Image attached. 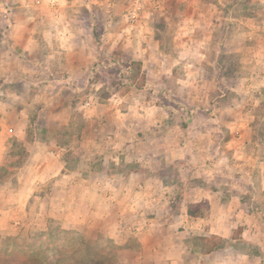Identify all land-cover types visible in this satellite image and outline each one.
<instances>
[{
  "label": "rangeland",
  "instance_id": "1",
  "mask_svg": "<svg viewBox=\"0 0 264 264\" xmlns=\"http://www.w3.org/2000/svg\"><path fill=\"white\" fill-rule=\"evenodd\" d=\"M36 1L11 0L9 4L11 17L30 18L18 24L19 30L36 38L24 37L19 41L17 48L24 51L16 50L13 56L8 54L10 60L5 66L9 72L0 79V264H23L27 257H48L53 250L66 251L70 262L90 257L95 261L93 264L112 260L119 264H155L149 263L150 257L139 262L119 260L118 251L122 247L115 244L109 232L100 229L111 225L113 219L107 215L98 218L104 204L100 195L108 186L103 182H80V179L88 176L87 172L99 178L103 175L102 179L106 180L128 171H144L140 164L150 156L148 142L152 140L146 138L150 131L143 117V107L149 102L179 106L183 112H179L175 121L187 127L189 115L188 120L195 126L192 133L189 130L191 137L187 143L210 149L218 142L216 148L223 152L224 159V153L229 151L224 147L230 137L227 126L240 128L247 140V171L254 179L259 177L264 168V24L258 14H263L264 0H61L53 6ZM134 10L137 19L131 23L129 19ZM87 15L93 21L91 26L84 21ZM36 16L39 23L31 20ZM109 19L113 22L111 25L106 23ZM54 21L58 29L52 27ZM78 29L93 34L91 55H74L70 67L58 48V41L50 40L48 35ZM184 29V32L190 31L184 33L189 40L182 41ZM109 32L116 33L120 41V50L113 54L107 53L109 46L102 40L103 34ZM127 37L129 41H125ZM160 50L165 53L162 60ZM179 51L183 52V59L177 60ZM202 53L204 56L199 55ZM150 59L171 68L168 79H164L161 69H154L155 63ZM132 62H139L140 66L133 63L129 70L127 67ZM185 62L193 64L190 71H184ZM13 71L17 74H12ZM177 79H184L183 87L178 83L182 89L179 100L173 102L167 99L166 89L173 92ZM55 110L70 111L69 125L55 129L51 118ZM119 111L130 112L129 119L122 122L125 125L120 126L124 134L116 133L110 118L111 114L112 118L119 116ZM202 115L210 120L200 119ZM213 122L223 130L211 141L213 133H207L206 128ZM155 128L156 134L152 135L166 132L163 124ZM200 129L204 135L195 132ZM21 137L23 141H19ZM234 138L238 139L236 135ZM34 143L39 147L35 153H44L42 166L38 171L30 168L21 175L20 168L28 167V149ZM14 144H22L26 152L22 154L21 147ZM118 144L131 148L139 144L130 151L129 158L141 162L127 164L122 151L113 149ZM158 159L147 170L157 179L156 186L152 187L154 199L148 201L159 209L154 221L161 222L167 216L163 201L168 196L169 211L187 207L189 215L205 219L208 201L185 204L190 189L217 190L223 201L232 193L220 183L210 185L202 181L212 177L205 164L165 166ZM56 161L64 164L62 173H73L77 178L72 183L74 189L67 191L50 179L34 185L29 181L33 174L47 178L59 172L61 167ZM195 169H199V174ZM234 170L238 175L241 169L237 166ZM167 183L175 184V193L172 191L174 194L162 198V191L167 192L163 187ZM86 185L90 186L88 190L84 188ZM255 187L256 199L243 195L240 203L245 210L255 204L264 214V192L257 190L259 184ZM125 198L126 204L128 197ZM144 201L136 196L133 214L117 217L123 227L136 228L151 222L148 220L152 207L148 208ZM193 223L204 224L200 219ZM237 228L243 229L239 225ZM207 233L208 230L191 231L190 227L185 245L176 248L179 260L175 263L176 256H173L172 264H264V257L255 256L252 247L239 241L221 244L226 249L207 255L217 239L205 242L199 238H221L205 236ZM260 237L263 238L262 233ZM127 239L133 249L142 251L134 235ZM234 239L238 240L236 234ZM80 242L85 245L80 246ZM154 242L151 245L157 251L153 253L160 260L165 257L160 254L167 249L165 244Z\"/></svg>",
  "mask_w": 264,
  "mask_h": 264
},
{
  "label": "crops",
  "instance_id": "2",
  "mask_svg": "<svg viewBox=\"0 0 264 264\" xmlns=\"http://www.w3.org/2000/svg\"><path fill=\"white\" fill-rule=\"evenodd\" d=\"M24 1V0H16ZM47 2L49 5L53 6L54 4L59 3L61 0H42ZM38 4L41 2V0L36 1ZM9 4H12L11 0H0V79H2L9 70L7 69V65L5 64L10 60V57L8 54H11L13 56V53L18 51H24L22 49L17 48L19 45V41H22V39L25 38H36L32 37V35H25L22 30H19L18 24L23 21H29L30 18H25L21 16H12L9 14V10H11V7H9ZM85 8H89L87 3H84ZM258 16H261L260 22H262V25L264 24V11L263 14H258ZM90 17V16H89ZM87 18L84 19V21L88 24L93 23V21L88 20ZM39 16L32 17V21L34 23H39L40 19H38ZM74 21V20H73ZM53 28L58 29L57 22H53ZM106 23L111 25L113 22L109 19ZM16 24V25H15ZM259 28L260 25H257ZM88 28V27H87ZM89 29H92L89 27ZM182 30V37H185L186 34L189 33V30H186L184 32ZM181 34V33H180ZM50 40L58 41V48L62 50L63 55L67 58V66L73 65V59L72 57L76 54L82 55V53L88 55H91L92 45L94 37L91 32H88L86 30H69L65 32L55 31L51 32L48 35ZM109 37V38H106ZM186 38L189 37L186 36L185 39H181L182 41H185ZM118 36L116 33L109 32L107 34H103L102 40L105 43L107 41V46H109V54H113L114 51L120 50V41L118 40ZM46 40V36H45ZM49 40V41H50ZM130 37L125 38V41H129ZM180 40V41H181ZM189 40V39H188ZM186 43V42H185ZM57 44V42H56ZM105 45V44H104ZM125 45V44H123ZM153 49H156L157 46L155 44L152 45ZM160 48V47H158ZM157 48V50H158ZM29 49V48H28ZM132 51V50H131ZM11 52V53H10ZM158 53V52H156ZM177 56V60L183 59L181 54L183 52L179 51ZM159 55L162 56L161 60L164 58L163 55H165L164 51H159ZM201 56H204V54H199ZM258 55V54H257ZM260 57V54L258 55ZM151 63H155L153 66H155L154 69L163 71L164 79H168V72L171 71L170 67H165L162 63L159 62H153L152 59ZM76 63V62H75ZM178 63V62H177ZM76 66V65H75ZM73 66V67H75ZM84 68V65H82ZM185 70L184 71H190L191 67H193V64L191 62H185L182 66ZM3 68V69H1ZM11 73V72H10ZM17 72L13 71L12 74ZM8 75V74H7ZM170 75V74H169ZM172 75V74H171ZM170 75V76H171ZM182 80V81H181ZM177 79V82L175 83L174 91L172 92L170 89H166V92L168 93L167 99L172 100L173 102L175 99L176 101L179 100L180 95V89L183 87V80L184 79ZM178 83H182V87H179ZM179 88V91L176 89ZM178 95H176V94ZM6 95V94H5ZM169 100V102H170ZM187 101V100H185ZM176 104V103H175ZM144 119L146 121V129L150 131V134L146 137L149 139H152L149 143V153L150 156L148 158H145L142 162L141 167L145 168L143 172H134V171H128L123 176L122 175H114L110 178H106V180L102 179L104 176L101 175V178L97 176H93L87 172L88 176H85L80 179V182L83 181L85 183H95V184H106L108 187V190L102 189L103 193L100 195V198L103 200V206L102 214L99 213L100 217L98 216V212L96 215L98 218H101L103 216H109L111 219H113V222L106 225L101 226L100 229L105 230L111 234V238L114 239L115 244L121 246V250L118 251V257L119 260L123 263L126 262H139V261H148L149 257L151 260H149V263H165V264H172L173 263V256H176L175 263L178 258L180 257L179 252H176V248L183 247L185 245L184 239L185 235L188 234L190 227L191 231H204L208 230L207 235H218L221 238L228 239L231 234L232 230L236 229L238 225L240 227H243V232L241 234V238L245 241L251 242L255 244L259 250L264 254V214L261 209L256 206L255 204L251 207L250 210H245L240 203V197L243 195H248L250 199H256L255 193L253 192L256 190V185L259 184V187H257V190L260 189V191L264 192V168H262V172L260 173V176L256 179L253 178L252 174L248 173L246 165L248 163V155L246 153V138L243 136L244 134L242 131H240V128H232L231 126H227L229 131V139L225 143L224 147H226L229 151L224 153V156L226 157L224 159L222 151H219L220 148H216V145H218V142L215 143L214 146H211L210 149L201 147V145H195L194 143H187L189 138L191 137L192 128L195 127L192 125L193 121L188 120L187 117V127H184L183 125L177 123L175 121V117L178 116L179 112L182 111L179 106H160L153 104L152 102L147 103V107L144 106ZM183 112V111H182ZM129 113L128 111L120 112L119 116L113 117V114H111L110 118L111 121H113L114 126L116 128L117 134H124L125 132L120 126H124L122 122L125 120V118L129 119ZM192 113V112H191ZM150 114H155V117H149ZM203 116V117H202ZM199 116L200 119L210 120L206 118L204 115ZM205 117V118H204ZM52 121L55 125V129H58V126H66L69 125L71 122V113L70 111H57L52 113ZM192 118V117H191ZM171 121L169 124L168 122ZM191 122V123H190ZM160 124L164 125V129H166V132L164 135H152L151 133L156 134V128L160 127ZM166 124V125H165ZM57 126V127H56ZM245 127V126H244ZM168 129V130H167ZM207 133H213L211 135V141L212 138L222 131L218 125V123L213 122L211 125H207ZM191 130V133L189 132ZM196 133L203 134V130L200 129L199 131H195ZM238 133V134H237ZM204 135V134H203ZM221 135V134H220ZM237 136L238 139L234 138V136ZM166 139H165V138ZM174 139L173 142L167 139ZM198 138V136H197ZM167 141V142H163ZM234 140L236 141L234 143ZM19 141H23V137L19 138ZM147 143V144H148ZM197 143V142H196ZM34 143L33 145H30L29 147V155H30V161L28 162V167L24 166L20 168L19 173L25 174V172H29V169L32 168V171H35L40 169L41 165V154H44L43 152L35 153V150L39 147H35ZM234 144V145H232ZM120 145V146H118ZM117 148L116 146L113 147L114 150H120L122 151V155L124 156L125 162L128 164L131 161L134 163L141 162L139 159L130 160V151L133 149L135 150L139 144H135L134 148H131L129 145L125 144H118ZM147 150V151H148ZM38 156V157H37ZM158 157H160V160L162 161L163 165L165 166H171L174 164H183L187 165L189 167H196L197 165H204V167L207 166V170H210V174L212 177L209 178H203L202 181L204 183H209L210 185H216L217 183H220L221 185H224L225 187H228L231 190V195L228 198V200L223 201L221 198L220 192L217 190H206L204 188L197 187L195 189H190L188 192L187 197H185V204L188 203H196L200 202L202 200L208 201L209 204V212L207 213V217L205 219L202 218H194L193 216L188 214L187 207H182L179 211L173 212L169 211L168 206V200L169 196L167 197V201H163L165 205V218L160 222L157 220L154 221V218L157 219V215L159 213V209L149 202L154 199L153 195L155 194L154 191H152V187L156 186L157 179L154 175L149 173L147 170L150 168H153L157 161L159 160ZM207 161H211L210 163ZM61 168H59V172H54L51 176L45 178V176H41V174H33L29 181L34 184H39L45 179H50L55 181V185L59 187L65 188L67 191H71L75 188V186L72 185V183L77 179L73 177V173L67 174L62 173V169L64 167V164L61 162L56 161ZM1 163V159H0ZM207 164V165H206ZM263 164V163H260ZM239 166L240 172L236 175L235 168ZM184 167V166H183ZM261 167V165H260ZM199 170V169H198ZM195 169V172L199 174V171ZM247 172V173H245ZM245 173V174H242ZM248 174V175H247ZM19 175V176H21ZM199 177V176H198ZM104 180V181H103ZM77 182V181H76ZM142 183V184H141ZM137 184V185H135ZM163 185V184H162ZM164 189H167V192H163V197L166 194L169 195V193L174 194L175 192V184L167 183L165 186H163ZM85 189H89L90 186L86 185L84 187ZM174 193H173V192ZM141 197L143 200H145V204L148 205L147 207H152V210L150 212L151 219L148 221H151L149 224H144L143 226H137L136 228H127L123 227L121 225V222L117 220V217L120 219L123 218L125 214L130 215L133 214L134 210V204L133 200L134 198ZM127 198V203L125 204V200ZM190 198V200H186V198ZM171 198V197H170ZM150 200V201H149ZM114 201V202H113ZM149 201V202H148ZM184 204V205H185ZM168 206V208L166 207ZM145 206V205H144ZM119 210V211H117ZM119 213V215H118ZM141 214V213H140ZM139 214H137L138 216ZM96 216V217H97ZM201 220L204 224L200 223H193L194 220ZM123 223V222H122ZM99 229V231H100ZM181 229H183L181 231ZM261 233L263 234V238L260 237ZM131 235H134V237L137 240V243L141 246L142 251H137L133 249L128 242V237ZM159 241L163 243L165 249H167V252L163 255L165 257L158 260V256L155 255L153 252L157 251V249L151 245L152 242ZM154 242V243H155ZM153 247V250H152ZM155 248V249H154ZM134 264V263H132Z\"/></svg>",
  "mask_w": 264,
  "mask_h": 264
},
{
  "label": "trees",
  "instance_id": "3",
  "mask_svg": "<svg viewBox=\"0 0 264 264\" xmlns=\"http://www.w3.org/2000/svg\"><path fill=\"white\" fill-rule=\"evenodd\" d=\"M133 63L136 64L138 67L140 66L139 62H132V64L130 63V66L127 67L129 70H130V67L133 65ZM14 145L15 146L19 145V147H21L20 152L22 154H24L26 152V149L23 148L22 144H14ZM10 150L11 149H8V151H10ZM0 169H2L1 166H0ZM242 231H243L242 228H237L236 232H234L233 235L231 237H229V239L216 238L215 236H212L210 238H199V239L201 241H205V242L211 241L212 239H217L216 243L211 244V248L206 252L207 255L215 253V252L220 251V250L226 249L222 246H219L221 244L228 243L230 241H239V242L245 243V244L249 245L250 247H252L255 256L264 257V254L259 250V248L255 244L248 242V241H245L241 238ZM234 234H236V236L238 237V240L234 239ZM83 244L85 245L84 242H80V246ZM84 250L88 251L87 248H85ZM81 252H83L82 249H81ZM245 254L249 255L246 252H245ZM89 258L90 257H84L81 260H78V261L75 260V261L70 262L66 251H64V250H53L48 257L47 256L46 257L42 256L40 258H34L32 256H31V258L27 257L26 260L23 261V264H93V263H95V261H92L91 258L90 259ZM38 259H40V260H38ZM103 264H119V263L116 260H112V261H108V262H103Z\"/></svg>",
  "mask_w": 264,
  "mask_h": 264
},
{
  "label": "built area",
  "instance_id": "4",
  "mask_svg": "<svg viewBox=\"0 0 264 264\" xmlns=\"http://www.w3.org/2000/svg\"><path fill=\"white\" fill-rule=\"evenodd\" d=\"M136 19H137L136 10H134V11L131 13V15H130V19H129V21H130L131 23H134ZM9 131H11V130H9Z\"/></svg>",
  "mask_w": 264,
  "mask_h": 264
}]
</instances>
